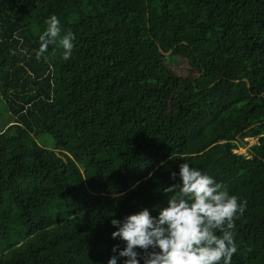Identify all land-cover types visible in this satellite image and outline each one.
<instances>
[{"label":"trees","instance_id":"obj_1","mask_svg":"<svg viewBox=\"0 0 264 264\" xmlns=\"http://www.w3.org/2000/svg\"><path fill=\"white\" fill-rule=\"evenodd\" d=\"M51 15L68 60L37 58ZM0 102V264H107L182 163L247 202L232 264H264V0H0Z\"/></svg>","mask_w":264,"mask_h":264},{"label":"clouds","instance_id":"obj_2","mask_svg":"<svg viewBox=\"0 0 264 264\" xmlns=\"http://www.w3.org/2000/svg\"><path fill=\"white\" fill-rule=\"evenodd\" d=\"M45 23L37 58L55 45L68 60L73 54L74 34L62 35L56 15ZM177 176L178 182L164 188L165 194L172 195L157 216L143 208L123 220L111 219L116 229L111 236L123 241L124 247L114 245L107 264H232L238 250L234 229L247 202L188 163L180 164L178 173H171V179Z\"/></svg>","mask_w":264,"mask_h":264},{"label":"rangeland","instance_id":"obj_3","mask_svg":"<svg viewBox=\"0 0 264 264\" xmlns=\"http://www.w3.org/2000/svg\"><path fill=\"white\" fill-rule=\"evenodd\" d=\"M167 62L170 64L173 71L180 77H188L194 74L193 72L189 71L186 65L180 60H178L177 58H168ZM12 119L13 117L7 112L4 104L0 102V130L5 126L7 122H9ZM39 137L40 139L46 142L47 144L46 146H49V147L52 146L53 139L50 135L46 133V134L40 135ZM244 141L247 143L246 146L238 147L235 150L237 154L247 155L246 147H248L251 144H254L257 141V138L248 137V138H245Z\"/></svg>","mask_w":264,"mask_h":264},{"label":"water","instance_id":"obj_4","mask_svg":"<svg viewBox=\"0 0 264 264\" xmlns=\"http://www.w3.org/2000/svg\"><path fill=\"white\" fill-rule=\"evenodd\" d=\"M164 54H167V53H164ZM247 87H249V84H247Z\"/></svg>","mask_w":264,"mask_h":264},{"label":"bare ground","instance_id":"obj_5","mask_svg":"<svg viewBox=\"0 0 264 264\" xmlns=\"http://www.w3.org/2000/svg\"><path fill=\"white\" fill-rule=\"evenodd\" d=\"M2 240V239H1ZM11 253V252H10Z\"/></svg>","mask_w":264,"mask_h":264}]
</instances>
